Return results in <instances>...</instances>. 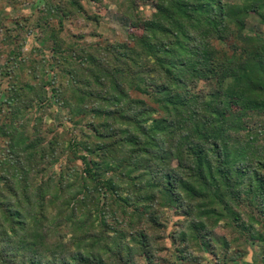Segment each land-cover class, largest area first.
Listing matches in <instances>:
<instances>
[{
    "label": "trees",
    "instance_id": "16d2710c",
    "mask_svg": "<svg viewBox=\"0 0 264 264\" xmlns=\"http://www.w3.org/2000/svg\"><path fill=\"white\" fill-rule=\"evenodd\" d=\"M41 1L29 30L42 58L13 49L30 78L0 86V264H160L170 210L182 262L206 253L233 264L235 245L254 244L264 264V129L249 121L264 118V39L243 35L264 0H151L149 16L139 7L148 0H110L128 31L101 42L96 29L67 34L80 19L100 22L82 0ZM39 104L82 134L69 148L81 170L47 174L63 152L41 148L40 129L27 136L42 124L31 117Z\"/></svg>",
    "mask_w": 264,
    "mask_h": 264
},
{
    "label": "rangeland",
    "instance_id": "374dc122",
    "mask_svg": "<svg viewBox=\"0 0 264 264\" xmlns=\"http://www.w3.org/2000/svg\"><path fill=\"white\" fill-rule=\"evenodd\" d=\"M123 1L124 0L120 2ZM224 2L241 4L243 0H224ZM41 3V0H0V48H3L0 50V64L3 67H10V69H12L7 70V74H4L2 81L0 78V86L2 88H9L15 83L18 85L20 82L23 83L26 80L28 81L30 78L28 73L32 72H29V65L28 67H24L25 63L23 60L21 61L20 58L11 59L12 56L10 54L13 49L18 51L19 55L22 54V57L29 54L27 58L30 56L34 61H39L42 58L37 54V50L41 46V42H39L35 32L29 30L30 21L35 20V18H32L31 16L34 14L36 7H38ZM82 5L88 14L94 13L99 16V18H101L100 22L97 26L93 27L90 23L86 22V24L82 19H80L77 27L74 25H67V34H76L77 31L80 30V27L85 33H89L96 29L97 33L100 35V42L104 39L113 41L124 40L126 38L128 21L122 17L120 11L121 9L119 10L116 4L110 2V0H102V2L82 0ZM139 7L144 16H149L154 10L151 0L139 3ZM260 13H264V6L257 7L255 9L251 8L244 22L245 26L243 35L246 38H251L254 42L255 39H264V25L260 20ZM23 30H25V32ZM9 31L13 32L14 40L10 44L7 42L5 44V36ZM91 40L95 41V39ZM222 47L224 51L230 54L231 51L228 44H224ZM44 53L49 56L47 50H44ZM19 71L22 72V75ZM15 74H19L17 80L15 78ZM200 87L205 91H210L215 87V85L213 83H207L204 85L201 84ZM40 107L41 105L39 104V106H36L35 109L31 111V117H40L42 124L35 125V123L31 121V124L28 125V128H26L28 134L27 136H29L30 139H33V137H36V130L40 129L42 131V138H45V140L42 141L43 146L41 148L57 144V153L63 152L61 153V157L51 165V171L47 174H60L61 168L64 169V172L66 170L67 174L70 173L71 168L77 167L81 170L79 161L74 162L73 159H71L72 157L69 148L74 145L75 141L78 142L81 140L82 134L79 133V131L76 132L70 130V128H68L69 126L63 123L64 114L55 105L49 106L47 109L45 108V111L41 110ZM249 121L254 125L253 128L255 130L264 129L263 117L252 115ZM54 138L57 140H54ZM7 148L8 144L3 139H0V158H5L7 155ZM20 157L24 159L25 155H21ZM107 176L110 177L111 174H107ZM173 211L174 210H170L168 211L169 214H165L166 216H169V220L166 222L165 227H162V229H160L161 231L158 232L161 239V248L157 251L155 261L160 264H190L182 262L173 251L174 247L171 244L170 234L177 227V220L180 219L179 215H174ZM61 228L62 226L58 227L57 224L54 227V230L51 229L49 233L52 235L59 234L62 232ZM257 229L264 231L262 226L257 227ZM233 250L232 254L235 253V255L238 256V259H236L233 264H262V250L254 244L235 245ZM195 254L199 257L197 263L195 264H218L210 254ZM141 262L145 264L143 259Z\"/></svg>",
    "mask_w": 264,
    "mask_h": 264
}]
</instances>
